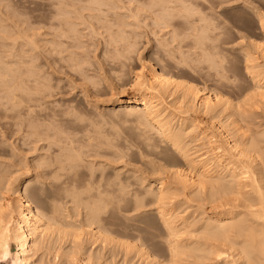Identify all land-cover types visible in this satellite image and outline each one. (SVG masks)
Here are the masks:
<instances>
[{"label": "bare ground", "instance_id": "bare-ground-1", "mask_svg": "<svg viewBox=\"0 0 264 264\" xmlns=\"http://www.w3.org/2000/svg\"><path fill=\"white\" fill-rule=\"evenodd\" d=\"M198 1L158 0L160 12L148 18L153 29L143 26L148 19L143 24L142 18L138 32L130 16L126 23L111 15L116 20L111 17V22L107 14L105 36L97 33L101 41L81 48L85 53H69L73 76L88 82H79L83 94L93 98L101 85L120 92L116 105L101 110L126 127L108 131L96 120L81 125L79 117L77 130L84 136L55 134L51 144L60 153L38 159L33 179H22L20 167L12 171L0 162V263L264 264V0H211L240 2L261 35L256 31L258 40L241 36L229 48L241 58L239 69L248 83L237 100L224 96L217 85L199 88L181 79L207 70L219 85L228 80L227 47L214 45L220 38L213 31L219 27L203 16L204 8L196 10ZM54 13L65 15L64 10ZM139 15H131L136 23ZM64 18L58 26L65 47L79 35ZM6 71L10 79L0 75V105L18 116L23 110L30 115L29 88L18 83L4 90L16 79L10 66ZM40 84L41 92L33 87L35 94L45 97L50 86ZM33 127L35 134L43 131ZM115 161L122 163L120 170Z\"/></svg>", "mask_w": 264, "mask_h": 264}, {"label": "rangeland", "instance_id": "rangeland-1", "mask_svg": "<svg viewBox=\"0 0 264 264\" xmlns=\"http://www.w3.org/2000/svg\"><path fill=\"white\" fill-rule=\"evenodd\" d=\"M0 1H1L0 2V20H2L0 22V31H1L0 32V47L1 46L3 47V48L2 47L0 48V52L2 54V55L0 54V73H1L0 75L3 77L5 75L7 77L6 79L9 80L10 76H9V73L6 71V69L9 66H10V68H12L15 71V72L14 71L13 72L16 73L15 74L16 79L14 81L15 83L10 82V83H8V86H6L5 89L3 87V89L7 90L8 87L12 86V84H14V85L15 84L17 85L18 83H20L22 85L24 84L23 86L27 87V89L29 88L28 89L29 91L27 90L28 93L26 94V95H29L28 96L29 98L26 95H25V98L33 100V104L29 103L28 104L29 106L28 105L27 106L29 108L33 106L32 110H34V112L32 111L33 116L31 114L32 112L30 111V115H29V111H28V115L26 113V115H27V117H26V115H25L26 110H23V113H21L22 116L21 115L18 116L16 114L12 113L11 111H9V106H7L6 104L2 103V105H0V110L2 109L1 110V116H0V162H2L1 163L2 166H9V170L13 169L15 171L20 167L22 170L21 173L25 172V175L22 177V179L23 178H30L31 179L32 177L35 176V173H36L35 170L36 169L34 170L35 167L33 165L35 164V162L38 161V159L48 158V157L50 158L52 156L56 157L60 153L58 146L51 144V142L55 140L54 138H56V136H57V138H58V135H60L62 138L63 137H71V138H73V137L77 138L78 137L77 139L82 138L85 133H83V131L77 130L78 127L81 125H85V123L87 125V122L88 123H94L95 120H96V122L98 121L99 124L101 122L102 127L105 130H108V131L111 130L112 131L113 129H116L119 132L120 131L124 132V128L126 126L122 125V123L119 122L120 121L119 118L116 119V117H114V116H111V117L107 116V115L105 116V113H103L104 111L101 110L103 108L110 109L114 104L116 105L117 100L120 98L119 97L120 92L116 91V90L109 92V90L106 87H102L103 85H101L100 88L96 91L97 92L96 96L94 95L93 98H92V96L89 97V96L83 94L84 92L82 93V91H81L82 88L81 87L79 88V86H80L79 82L83 79L77 73L75 74V76H73V72H75V71L73 70V68H71V70H70V63H69V55L70 54L69 53L72 51L77 52V53L80 51L79 53H81V51L82 52L84 51L83 50L84 48H88L90 46L92 48V46H96V42L101 41L100 40L101 37L97 33H102V35L105 36V33H104L105 28H102V27H105V26H103V24H104V21L106 20L105 18H108L107 17L108 15L110 17L108 19H110V20L112 17L111 15H113L114 18L116 17L115 19H117V18H119L117 20L123 19L122 21H124L126 23H127V21H125V18L128 20V18L130 16L129 20L132 19L130 22H132L133 25L130 22L129 23L132 26H134V25L136 26V27L134 26V29L137 30V28H138L141 31L142 30V24L140 23L139 24L140 26L138 27V23L141 22V19L143 18L142 19L143 20L142 23H143L149 17L154 16L153 11L154 12L159 11V10H161V7L159 5L157 6L158 0H115V1H113V0H96V1H100V4H102V5H100L99 9L97 6H95L93 4V0H88L89 2L87 0H84V1L83 0H50V1L49 0H0ZM62 1H65L64 5L60 4V3H62ZM53 3H54V5H52ZM235 3H237V4H235ZM149 5H153L154 8L152 7L153 8L152 9ZM198 5L200 7H198V6H197L198 8L195 7L196 10L199 8H200L199 10H202V8H204L202 10V12L200 11L203 14V16L207 15L208 21L210 20L209 22H211V24L213 26L219 27V29H216L217 31L216 30H214L215 32L213 31L214 34L212 33L214 36L217 35L220 38L216 43H214V45L215 44L218 45L220 43L221 47H222V44H223V48L227 47L226 49H224V51L226 50L227 52L223 51V53H225L224 56H226V58L224 59L225 64L227 66V69L230 68V69H228V71H230L232 68L233 69L230 72L227 71V73H226V74H228L227 78H228V80L230 79V81L227 80V83L225 85L224 84L219 85L218 83H216L217 81L214 78L207 75L208 74L207 70H205V71L202 70L199 72V75L202 77H200L199 75L196 74L193 76V77L197 76L196 78H193V77L189 78V76H184V77H181V79L188 81V82L192 81L191 83H193V85L196 84V86L199 88H203V86H205V87H209L210 89H214L216 87V85H217V87L220 86L218 88L216 87L215 89L219 90L220 92H222V90H223L225 92V93L223 92L225 94L224 96L227 95L226 96L227 98H228V96H230L229 99L231 98L232 100H237L239 98V95L242 92L241 89L247 87L248 83L245 82L246 79L243 77L244 74H243L242 69H239V68H242V64H240V61H239V60H241V58L238 57V59H237V56H238L236 54L237 52L235 51L236 52L235 53L234 50H231L229 48L233 46V43L235 46V44L237 43L236 41L238 40V42H239L240 41L239 39L241 36H243V37L245 36L246 38L248 37V39H250V40H258L256 38L257 37L259 38V36L261 37L258 29L254 26L255 24H252V22L255 20H254L253 16H251V14L246 12L247 10H245V8H243V6L238 1L237 2L234 1V3L232 4V2L220 3L219 1L199 0ZM137 6H139V7H137ZM159 7H160V9L158 10ZM219 7H221V8H219ZM60 9H62L61 11H63V10L65 11V15L59 14V15L55 16L54 12L60 13L61 12ZM155 9H157V10H155ZM105 10H107L108 12ZM212 10H213V12H212ZM159 12H156V13H159ZM148 14H151V16L150 15L148 16ZM240 14H242V15H240ZM131 15H133V16L139 15L142 17L141 18L139 17L140 19H138V20H140V21H138L136 23V21H134V18ZM144 15H145V18H144ZM104 16H105V18H104ZM81 17H83V19ZM62 18L69 20L71 22L72 26L74 25L73 29L75 31H77V34L79 35V36L77 35L78 38H75L76 40L75 39L69 40V43L65 44V47L61 43L63 39L61 38L60 27L58 26L59 20ZM102 18H104V19H102ZM114 18L112 17V19L114 21H116ZM108 19H107V21H108ZM149 19L146 20V22L148 21V23H147L148 25L146 24L147 25L146 26L143 23L144 24L143 26H145L146 28L152 27L150 29H153L154 25H153L152 21H150L151 19L150 20ZM102 20H104V21H102ZM113 20H111V22H113ZM134 22H135V24H134ZM15 24L17 26H15ZM54 24H56V25L54 26ZM105 24H106V22H105ZM7 25H8V27H7ZM90 25L92 26L91 27L92 29L90 28ZM106 25H109V23ZM132 26H128V28H130V29H126V30H128V32L129 31L131 32ZM12 28H13V30H12ZM53 28H55V29H53ZM97 28L99 29V31L98 30L94 31ZM2 29H3V31H2ZM177 29L178 28H174L175 31L179 32V29L178 30ZM91 30L94 31V33ZM139 30H137L136 32H138ZM146 30L147 29H145L144 31H146ZM8 31L9 32L12 31V32H10L11 34ZM52 31H54V32H52ZM256 31L258 32V35H257ZM57 32H59V33H57ZM233 32H235V34ZM255 33H256L257 37H256ZM219 34L221 36H219ZM247 34L250 35V37L253 34V37L249 38V36ZM3 35H6V36L3 37ZM26 37H28V39ZM150 37H153V36H150ZM246 38H245V41H246ZM13 39L15 40V42ZM142 41H143V39H142ZM71 42H72V44H71ZM222 42H224V43H222ZM229 44H230V46H229ZM218 46H220V45H218ZM69 47H71V48H69ZM77 47H80V49H78ZM53 48H56V51ZM81 48H83V49L81 50ZM61 50H63V51L68 50V52H64L63 54H65V55L58 54V52H60ZM85 51H86V49H85ZM83 53H85V52H83ZM228 53H230V54H228ZM235 54H236V56H235ZM16 60H18V61H16ZM89 60H91V62L94 61L91 59V56H90ZM9 62H10V64L11 63H13V64L10 65ZM93 63H95V62H93ZM14 64H16V65H14ZM234 67H235V69H234ZM1 69H2V71H1ZM235 70H237V71H235ZM32 74L34 76H32ZM37 74H39V75H37ZM78 76H80L79 78H81V80L78 79ZM18 77H19V79H18ZM186 77H188L189 79ZM199 78H201L202 80ZM75 79H77L79 81H77ZM211 79H212V81H211ZM36 80H38V81L40 80L38 83H42V84H44V86L45 85L50 86V89L47 87L50 91L45 88L46 91L50 92V93L48 92L49 94L44 90L47 93V95L50 97H47V95L44 97V95H45V94H43L44 92H42L43 95L40 93L41 96L38 95L39 93L35 94V92L37 90L36 91H34V90L37 87L41 86V84L36 86V84H38L35 82ZM231 80H232V82H231ZM240 81H242V82H240ZM86 82H84V83H86ZM238 83H240L242 85H239ZM212 84H214V85H212ZM235 84H237V85H235ZM25 87H23V90L26 89ZM229 87L230 88L235 87V88L230 90ZM102 88H103V90H102ZM219 88H221L222 90ZM224 89L225 90L227 89V90L225 91ZM38 91H40V89H38ZM234 91L237 93H234ZM109 94L111 95V97H108ZM112 95H113V97H112ZM42 96L45 99L42 98ZM34 101H37V102H35V104H34ZM4 105H6V106H4ZM3 107H4V109H3ZM2 111H3V113H2ZM262 111L264 112V108ZM258 112L260 114L261 110H259ZM52 113H53V117L51 116ZM74 114H77V115H74ZM54 117H57V118L55 119ZM79 117L82 118L81 119L82 122L78 120ZM6 118H8V119H6ZM48 119H50V120H48ZM52 120L55 122L58 121L57 124L55 122H53ZM260 120H262V118H260ZM80 122L83 124H81ZM112 125L114 126V128L112 127ZM33 126H36V127L39 126V128H36V129L43 130V131H40V134H39V131H37L39 134V137L37 136V138L35 137V135H38V134H35L36 130H34L35 133L32 132V129L35 128ZM122 126H124V127H122ZM18 127H20V128H18ZM108 127H110V129ZM45 130L47 131L48 134H46ZM42 132H45V133H42ZM29 133H31V134H29ZM33 133L35 135H32ZM52 134H54V136L56 134V136L53 137ZM76 134H78V135H76ZM47 135H49V136L51 135L52 137L50 136V139H48ZM122 135H123V133H122ZM60 136H59V138H60ZM38 138H39V140H38ZM30 145H32V146H30ZM59 145H61V144H59ZM22 160H24V161H22ZM109 160L111 162V159H109ZM23 162H25L24 163L25 165L28 164V165H26V166H28L27 167L28 169L26 171L24 169H22L23 165H24ZM21 163H22V165H21ZM112 164L115 165L114 168H116V169L119 166L121 168L123 166L122 163L121 162L118 163V161H115V163H112ZM13 166H15V168ZM120 167L118 168V170L121 169ZM27 171H28V173H26ZM42 179L45 182L48 181V178L46 180V177H43ZM59 200L61 202V198H59ZM60 202L58 201V203H60ZM139 224H141V225H139ZM142 224L143 223H137V226L138 227L139 226L144 227V224L143 225ZM132 225H134V223H131V226ZM135 225H136V223H135ZM0 264H11V263L6 262V263H0Z\"/></svg>", "mask_w": 264, "mask_h": 264}]
</instances>
